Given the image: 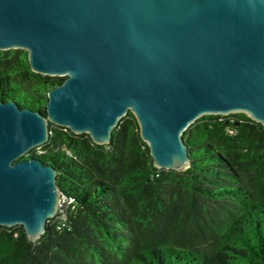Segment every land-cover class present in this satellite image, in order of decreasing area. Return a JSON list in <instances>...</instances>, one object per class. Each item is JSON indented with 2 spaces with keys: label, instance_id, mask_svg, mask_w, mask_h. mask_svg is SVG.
<instances>
[{
  "label": "water",
  "instance_id": "obj_1",
  "mask_svg": "<svg viewBox=\"0 0 264 264\" xmlns=\"http://www.w3.org/2000/svg\"><path fill=\"white\" fill-rule=\"evenodd\" d=\"M63 77L47 115L0 100V225L42 237L64 193L57 169L22 158L50 122L111 143L132 111L158 168L184 171L183 134L200 117L264 125V0H0V50Z\"/></svg>",
  "mask_w": 264,
  "mask_h": 264
},
{
  "label": "trees",
  "instance_id": "obj_2",
  "mask_svg": "<svg viewBox=\"0 0 264 264\" xmlns=\"http://www.w3.org/2000/svg\"><path fill=\"white\" fill-rule=\"evenodd\" d=\"M31 69L26 49L0 50V100L47 115L65 80ZM50 139L22 158L56 167L73 198L69 223L40 239L0 225V264H264V125L245 113L207 114L184 132V171L155 166L130 111L96 144L50 122Z\"/></svg>",
  "mask_w": 264,
  "mask_h": 264
},
{
  "label": "built area",
  "instance_id": "obj_3",
  "mask_svg": "<svg viewBox=\"0 0 264 264\" xmlns=\"http://www.w3.org/2000/svg\"><path fill=\"white\" fill-rule=\"evenodd\" d=\"M33 150H35L38 154H43L44 150L41 149V147H36ZM73 203V198L64 195L63 199L60 202V209L59 213L54 217L55 218V225H58V229L64 228L69 223V208L73 207L71 205Z\"/></svg>",
  "mask_w": 264,
  "mask_h": 264
}]
</instances>
